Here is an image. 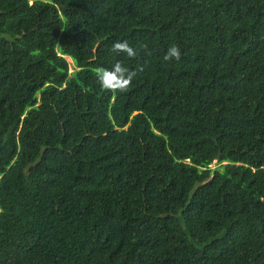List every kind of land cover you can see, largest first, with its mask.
I'll use <instances>...</instances> for the list:
<instances>
[{
	"label": "trees",
	"instance_id": "trees-1",
	"mask_svg": "<svg viewBox=\"0 0 264 264\" xmlns=\"http://www.w3.org/2000/svg\"><path fill=\"white\" fill-rule=\"evenodd\" d=\"M0 264H264V0H0Z\"/></svg>",
	"mask_w": 264,
	"mask_h": 264
},
{
	"label": "clouds",
	"instance_id": "clouds-1",
	"mask_svg": "<svg viewBox=\"0 0 264 264\" xmlns=\"http://www.w3.org/2000/svg\"><path fill=\"white\" fill-rule=\"evenodd\" d=\"M110 50L117 54L126 53L130 58L136 56L135 49L127 40L114 42ZM173 59L176 61L181 59V50L176 45L170 46L163 57L164 61H172ZM142 70L141 68L140 71ZM95 75L103 89L111 92H125L132 84L133 79L137 75V71L130 70L128 67L123 66L121 62L117 61L111 69L105 67L96 68Z\"/></svg>",
	"mask_w": 264,
	"mask_h": 264
},
{
	"label": "rangeland",
	"instance_id": "rangeland-1",
	"mask_svg": "<svg viewBox=\"0 0 264 264\" xmlns=\"http://www.w3.org/2000/svg\"><path fill=\"white\" fill-rule=\"evenodd\" d=\"M69 61V63H70V65H71V69H72V73L75 71V66H74V64H73V62L71 61V60H68ZM216 164V162L213 164V166Z\"/></svg>",
	"mask_w": 264,
	"mask_h": 264
}]
</instances>
